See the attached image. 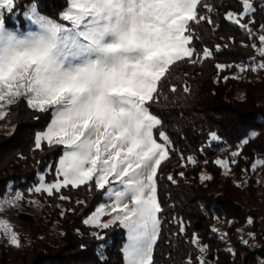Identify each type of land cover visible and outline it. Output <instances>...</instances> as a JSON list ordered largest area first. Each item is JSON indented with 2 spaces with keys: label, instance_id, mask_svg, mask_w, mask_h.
Listing matches in <instances>:
<instances>
[{
  "label": "snow or ice",
  "instance_id": "1",
  "mask_svg": "<svg viewBox=\"0 0 264 264\" xmlns=\"http://www.w3.org/2000/svg\"><path fill=\"white\" fill-rule=\"evenodd\" d=\"M15 2L0 0V119L10 114L5 108L24 100L30 109L51 115L45 131L35 135V148L46 141L64 149L56 180L46 183L41 176L39 186L30 191L48 196L65 188L101 192L106 202L83 223L97 229H124V264H154L163 212L157 196L158 170L170 159L171 141L163 130L157 137L163 122L152 105L160 102L166 83L169 92L178 90L169 80L179 64L196 65L213 56L208 47L197 50L193 27L213 23L200 11L210 12L212 7L205 0H66V8L53 19L33 4L23 15L35 30L30 27L25 32L5 25V12L12 13ZM238 3L242 10L229 11L224 19L256 39L257 33L249 27L255 23L250 19L255 7L250 0ZM258 41L259 58L235 65L240 72L264 71V25ZM250 47L256 49L257 44ZM215 67L219 71L233 65ZM183 92L190 93L187 84ZM211 136L219 139L216 133ZM236 156L234 152L230 160L215 163L226 167L236 163ZM187 159L195 163L193 157ZM257 165H264V159L253 163L252 171ZM167 179L176 183L171 174ZM22 199L20 192L0 198V211ZM59 199L71 197L60 194ZM104 216L111 218L102 221ZM247 223H253L251 218ZM0 229L10 246L20 247L18 234L10 231L7 221H0ZM180 231L184 232L183 226ZM94 236L104 239L99 233ZM191 243L197 244L196 234ZM199 251L195 264H208L207 245ZM187 264H193L192 257Z\"/></svg>",
  "mask_w": 264,
  "mask_h": 264
},
{
  "label": "trees",
  "instance_id": "2",
  "mask_svg": "<svg viewBox=\"0 0 264 264\" xmlns=\"http://www.w3.org/2000/svg\"><path fill=\"white\" fill-rule=\"evenodd\" d=\"M205 2L212 11L201 9V14L211 17L213 23L193 26L194 44L198 51L212 49L213 56L196 65L179 64L169 80L178 90L169 92L166 83L160 102L152 105V111L163 122L157 131H165L171 141L170 159L158 170L157 196L163 212L154 264H187L189 257L195 264L201 257L199 248L204 245L208 264H264V203L258 192L261 184L256 185L249 173L243 185L232 177L223 178V167L215 163L224 157L230 160L232 153L239 151L234 165L238 178L242 168L251 173L253 162L264 159V71L240 72L235 67L260 56L258 35L264 25V0L250 1L255 7L250 19L255 23L249 27L257 33L256 39L224 19L229 11L242 10L238 0ZM33 4L53 19L67 6L66 0H16L14 11L5 12L6 27L12 24L14 15L22 18ZM253 43L256 49L250 47ZM216 64L233 67L218 71ZM234 72L238 76H229ZM185 84L190 88L188 94L183 92ZM236 85L245 90L243 98L232 94ZM6 112H10L7 118L0 119V198L14 197L16 192L23 194V199L15 203L14 214L30 233L19 234L22 242L15 249L7 240L0 243V264H124V229H97L83 223L101 202V192L65 188L60 194L71 199L62 201L60 194L48 196L30 191L39 186L42 174L52 179L63 153V147L49 146L46 141L40 149L35 148V135L45 131L50 113L32 110L24 100ZM253 132L257 133L255 137ZM246 139L249 143L244 145ZM188 157H193L195 163ZM202 170L209 173L210 179L202 181L206 173ZM169 174L176 183L167 179ZM244 190L248 199L259 202L257 206L248 199L246 205L240 202ZM77 200L85 204H77ZM33 205L37 211L26 210ZM249 205L257 215L245 208ZM249 218L251 225L247 223ZM94 233L104 239H97ZM194 234L195 245L191 243ZM7 249L19 254L18 258L10 257L12 252Z\"/></svg>",
  "mask_w": 264,
  "mask_h": 264
},
{
  "label": "rangeland",
  "instance_id": "3",
  "mask_svg": "<svg viewBox=\"0 0 264 264\" xmlns=\"http://www.w3.org/2000/svg\"><path fill=\"white\" fill-rule=\"evenodd\" d=\"M250 1H252V0H250ZM41 14H44V13L41 12ZM44 15H46V14H44ZM12 18L13 19H12L11 23L13 25L10 24V27H8L9 29H14V30L15 29H18L20 31H25L26 32L31 27V30H35L34 29V26H30L29 23H28V21L25 20L24 16L21 18L19 15L16 14ZM229 76H233V77L234 76H238V73H235L234 72V73H231ZM232 94L235 95V96H237V97L243 98L244 95H245V90H243L242 88H240L239 86L236 85L234 87V89H233V93ZM6 110H7V108L4 109V111H6ZM156 135L158 137V131L156 132ZM63 151H64V149H63ZM235 153L238 154L239 151H236ZM223 160H228V158L224 157ZM257 160H262V159H256L253 163H255ZM236 163H237V161H236ZM235 164H230L229 166L223 167L221 176L223 178L226 177V176L232 177L233 180L237 181L239 184H242L244 178H248L249 177L248 175L250 174L252 176V179H255L256 180L255 181L256 185L261 184L260 191H258V192H259L260 196H262L261 197L262 198V203H264V165H257V169L255 171H252L251 170L252 171L251 173L248 172V171H246V169L244 170L242 168L240 172L243 173V174L240 173L239 174V177L238 178H235V170H234V165ZM202 171L203 172H206L205 175H204L205 177H207V176L210 177L209 173L206 170H202ZM41 176L45 177L44 174H42ZM51 178L52 179L49 178V180H48L45 177V182L46 183H52V182H54L56 180V174L53 177H51ZM206 180H208V179H203L202 181H206ZM243 193L244 194H241L242 197H240L241 198V201L240 202L242 204L246 205V200L248 199V194H247V191H245V190H244ZM248 200H249L250 203H252V205H256L257 206L259 204V202L256 203L255 200H252V201L250 199H248ZM104 202H106V200L103 197L100 203H104ZM252 205L246 206L245 208L248 211L250 210V214L257 215L258 212H256V209L253 208ZM15 208H16V204L14 206H7L6 205L5 208H4V210L3 211H0V221H7L8 226L10 227V231H14L15 233L18 234V238H19V241L21 243L22 242V239H21V236L19 234H22L23 236H27L30 233V229H29V227L27 225H25L24 223L20 222L16 218V216L14 214ZM35 208H36V206L33 205V206H31L30 209H26V210H28L30 212H35V211H37V209H35ZM110 218H111L110 216H104L101 219H102V221H104V220H107V219H110ZM93 227H95V226H93ZM110 227H112V226H110ZM4 240L5 241L6 240L8 241V236L6 234H4V232H3L2 229H0V243H2ZM126 242H127V239H126ZM13 248L15 249V246H13ZM7 250H9V249H7ZM9 251L12 252V250H9ZM18 255L19 254H15V252H12L11 254H9L10 257H15V258H18L17 257ZM11 264H14V261L11 262Z\"/></svg>",
  "mask_w": 264,
  "mask_h": 264
}]
</instances>
